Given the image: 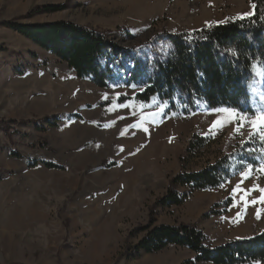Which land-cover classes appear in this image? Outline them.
Returning <instances> with one entry per match:
<instances>
[{"label":"rangeland","instance_id":"rangeland-1","mask_svg":"<svg viewBox=\"0 0 264 264\" xmlns=\"http://www.w3.org/2000/svg\"><path fill=\"white\" fill-rule=\"evenodd\" d=\"M253 14L251 0H0V264H211L176 246L130 254L143 228L162 224L195 226L210 247L264 232V145L248 143V123L201 104L169 115L158 100L137 102L142 86L129 81L151 48L166 53L165 34ZM8 21L70 22L105 35L112 80L101 88L79 78ZM262 97L264 85L251 112H239L252 117ZM218 163L230 169L218 188L172 184ZM171 189L185 202L160 205Z\"/></svg>","mask_w":264,"mask_h":264},{"label":"trees","instance_id":"trees-1","mask_svg":"<svg viewBox=\"0 0 264 264\" xmlns=\"http://www.w3.org/2000/svg\"><path fill=\"white\" fill-rule=\"evenodd\" d=\"M254 14L194 32L165 34L168 43L164 54L154 52L148 60L137 59L130 73V83L142 86L134 99L148 104L153 100L167 106V114L187 116L198 111L199 104L210 110L236 109L251 112V94L264 85V0H251ZM3 25L20 34L35 46L50 52L81 78L91 79L105 88L113 77L106 49L105 35L70 22ZM239 50V57L231 55ZM252 64L259 67L254 73ZM203 75H200V74ZM201 139L192 146L201 148ZM48 169L54 164H43ZM230 177V169L218 163L200 172L180 175L172 184L182 183L191 189L218 188ZM187 195L175 190L160 200L165 207L181 205ZM145 236L131 248L133 254L161 252L168 247L186 248L195 262L211 264H264V232L235 240L220 247H210L203 231L187 224L156 225L141 230ZM129 255V254H128Z\"/></svg>","mask_w":264,"mask_h":264},{"label":"snow or ice","instance_id":"snow-or-ice-1","mask_svg":"<svg viewBox=\"0 0 264 264\" xmlns=\"http://www.w3.org/2000/svg\"><path fill=\"white\" fill-rule=\"evenodd\" d=\"M248 15H251V14H248ZM240 18L243 19L244 16L242 15ZM231 55L238 58L240 55L239 50L238 49L232 50ZM260 63H264V62H260ZM258 67H259L258 64L251 65V69L253 70L254 73L256 72V69ZM256 74H264V69H261V72L256 73ZM200 75H203V74L201 73ZM262 100H264V97H262ZM229 111H230V115L235 116L237 119L241 120L242 122L241 126H243L244 122H247L248 126L252 129V132L249 136V141H248L249 144L254 141H258L259 143L264 145V108H262L260 111L253 110L252 117H248L247 113H241L236 109H231ZM237 131L239 132V127L237 128ZM245 150L248 152L253 151L250 148H247ZM257 170L264 172V165L259 166ZM252 171H253V166L252 164L249 163L247 165V170L242 171L240 174L242 177L247 178L248 174L251 173ZM259 191L264 192V189H259Z\"/></svg>","mask_w":264,"mask_h":264}]
</instances>
